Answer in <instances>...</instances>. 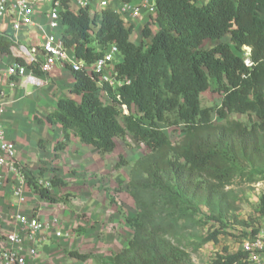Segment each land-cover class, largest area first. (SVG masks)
<instances>
[{"label": "trees", "instance_id": "1", "mask_svg": "<svg viewBox=\"0 0 264 264\" xmlns=\"http://www.w3.org/2000/svg\"><path fill=\"white\" fill-rule=\"evenodd\" d=\"M54 1L61 3L62 40L78 61L92 65L110 45L117 46L122 58L115 65L120 85L109 88L111 103L99 97L97 74L93 79L85 71H72L71 94L80 101L60 99L45 121L39 120L62 130L54 159L73 138L102 156L112 154L117 141L126 137L149 151L134 163L127 186L136 210L128 219L133 236L109 262L193 264L183 246L185 233L210 224L207 236L194 245L197 253L207 244H218L231 221L252 227L238 220L240 207L231 187L240 180L264 181V0H154L158 31L153 33L146 23L141 33L145 43L140 45L131 40L134 27H127L112 8L91 15L89 8L74 12L71 0ZM227 35L230 44L202 49L206 41ZM11 46L0 35V54L10 55ZM244 47L251 49L252 67L245 64ZM29 68L41 75L35 66ZM212 81L223 95L219 108L202 106V94L212 89ZM214 114L221 120L233 114L255 115L259 123L215 125ZM162 127L181 129L183 137L173 143ZM43 142L38 143L41 149ZM125 165L121 159L117 168ZM51 184L66 186L56 177ZM28 185L35 195L56 202L35 179L28 178ZM259 208L264 215V195ZM67 255L82 262L94 258L76 251ZM210 264H247V255L241 248L233 254L224 249Z\"/></svg>", "mask_w": 264, "mask_h": 264}, {"label": "crops", "instance_id": "2", "mask_svg": "<svg viewBox=\"0 0 264 264\" xmlns=\"http://www.w3.org/2000/svg\"><path fill=\"white\" fill-rule=\"evenodd\" d=\"M195 1L201 3L203 0ZM108 2L111 7H117L121 0ZM45 11L47 7L37 6L36 26L28 33L26 29L18 33L20 42L29 47H41L39 28L48 24ZM146 23L147 15L144 14L134 24V29L140 26L141 30ZM14 61L13 56L0 54V70ZM40 78L44 81L42 87L17 85L11 88L0 77V108H3L0 122L7 140L16 145L19 161L27 164L28 172L36 171L41 162H49L51 166L56 164L60 169L75 166L73 176L63 175L61 171L58 175L66 183L61 190L75 198L67 204L57 205L48 203L30 189L26 192L27 204L19 207L13 196V182L7 181L0 187V237L18 230V223L12 219L14 212L28 216L36 214L46 223L59 217L63 237L56 239L53 232L50 233L52 239L49 237L39 254L42 264H112L109 259L124 250L133 236L128 219L135 217L136 210L127 191L133 166L130 164L129 171L123 168L127 164L118 170L116 151L102 157L96 149L83 145L78 139H73L53 162L54 147L62 139V130L59 126L41 124L39 120L45 121L60 99L79 102L80 97L71 94L75 77L70 67L59 65L52 73L40 75ZM40 140L44 141L43 149L39 147ZM71 251L92 254L94 258L82 262L69 257L67 252Z\"/></svg>", "mask_w": 264, "mask_h": 264}, {"label": "built area", "instance_id": "3", "mask_svg": "<svg viewBox=\"0 0 264 264\" xmlns=\"http://www.w3.org/2000/svg\"><path fill=\"white\" fill-rule=\"evenodd\" d=\"M196 3L195 0H192ZM209 0H203L206 4ZM71 9L74 12L89 8L90 14L101 12L112 8L129 27L139 21L143 15L147 18L156 16L154 0H133L121 3L117 7H111L108 0H71ZM37 6L47 7L44 15L48 20L47 26L40 27L41 47H29L20 42L17 35L26 29L27 33L36 26L34 22ZM61 3L54 0H0V35H4L11 42V56L14 57L13 64L0 70V77L8 82L9 87L17 85H32L42 87L44 81L29 65L35 66L41 75L52 73L59 65L70 67L72 71H85L96 80L99 88V97L104 102H112L110 89L115 90L120 85L115 80V65L122 61L119 49L110 45L103 56L92 65H86L76 59L70 49H67L62 40L64 27L62 25ZM149 22V21H147ZM244 59L247 67H252L250 59L251 49L244 47ZM110 88V89H109ZM120 97L118 96V99ZM125 114L128 113L126 106H122ZM3 108H0V113ZM27 164L19 161L17 148L14 142L7 140L3 125L0 122V187L7 181L13 182V196L19 207L27 204L26 192L30 190L28 178H32L27 170ZM37 185L51 191L50 181L36 179ZM32 191V190H31ZM12 219L19 228L5 237H0V264H42L39 254L42 247L53 232V237H63L61 220L54 217L49 223L32 214L24 215L14 212ZM51 238V237H50ZM52 239V238H51ZM241 250L247 255V264H264V226L256 234H251L241 242Z\"/></svg>", "mask_w": 264, "mask_h": 264}, {"label": "rangeland", "instance_id": "4", "mask_svg": "<svg viewBox=\"0 0 264 264\" xmlns=\"http://www.w3.org/2000/svg\"><path fill=\"white\" fill-rule=\"evenodd\" d=\"M147 21H149L147 23H150L153 33H156L158 31V27L154 22V18L153 17L147 18ZM141 33H142V29L140 30V26L139 27L136 26V28L133 30V33L131 35V39H133L137 45H140L141 43H145L141 39L142 37ZM229 36L230 35H227L225 38L219 41H206L203 44L202 49L209 50L213 48L215 45H217L219 42H225L230 44ZM146 42L149 43V40H147ZM214 88H216V82L212 81V89L202 94L201 100L203 107L219 108L221 106L223 95L216 92ZM104 103H108V102L104 100ZM213 122L215 125L226 124L227 122H241L245 125L251 126L254 123H259V120L255 115H239V114H233L230 115L227 118V120H221L214 114ZM162 130L164 131V133H166V135L173 143H177L183 137V133L181 129H167L162 127ZM73 139H77V138H73ZM115 151L117 152L116 154L118 155L117 163H119L121 159L125 161L127 166L125 167L122 166V167L126 168L127 171H129L128 168H130V164L131 166H133L134 163L137 161V159L142 158L147 153H149L148 149L145 146L138 144L131 137H126L124 140H118L117 148ZM123 156L125 158H122ZM55 161L56 160L53 159V162ZM56 166H57L56 164H53L51 166L49 162H41L39 163L37 170L29 171V174L35 180L41 179L50 182L53 177H56L57 179L61 180V178L58 177L60 171H61L60 173L61 174L63 173V175L69 173L73 176L75 174V170L74 171L72 170L75 168V166H72L71 168L64 167L63 169L57 168ZM243 170L249 171L248 169L245 168H243ZM127 171L125 172L126 176H127ZM122 183L124 182L122 181ZM57 188L60 189H56L54 187L51 188V195L53 196V198L56 199V202L52 204H57V205L67 204L70 200H73V198H75V195L67 193L66 190H61V187H57ZM231 188L235 191L236 202L240 207V212L237 214L238 220L245 221L249 223V225H251L252 227L241 228L237 225H234L233 222L231 221V223H227V228L225 229V232H223L219 236L218 244H213V243L207 244L197 253L193 252L194 245H196L201 239L207 236V234L209 233L207 231H210L209 228H211L210 224L208 226H205L204 228L198 229L196 232L191 231L185 233L182 236L183 246L187 251V253L190 255L193 264H210L213 261V259L216 257V255L223 252L224 249H228V252L231 254L237 253L240 249L242 239L247 235H249L253 231V229H257L264 226V215H261L259 208L260 197L264 195V181L258 183H248L246 181L240 180L237 181ZM69 196H73V197L68 198ZM48 203L51 202L48 201ZM214 228L219 229L218 226H214Z\"/></svg>", "mask_w": 264, "mask_h": 264}]
</instances>
